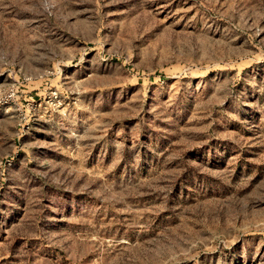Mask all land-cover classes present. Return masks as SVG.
<instances>
[{"label": "rangeland", "instance_id": "obj_1", "mask_svg": "<svg viewBox=\"0 0 264 264\" xmlns=\"http://www.w3.org/2000/svg\"><path fill=\"white\" fill-rule=\"evenodd\" d=\"M0 264H264V0H0Z\"/></svg>", "mask_w": 264, "mask_h": 264}]
</instances>
